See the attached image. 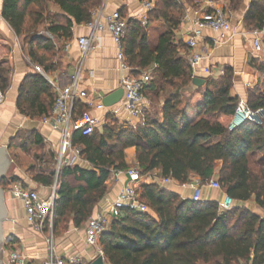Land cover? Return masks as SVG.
I'll use <instances>...</instances> for the list:
<instances>
[{"label":"trees","instance_id":"trees-1","mask_svg":"<svg viewBox=\"0 0 264 264\" xmlns=\"http://www.w3.org/2000/svg\"><path fill=\"white\" fill-rule=\"evenodd\" d=\"M238 2L232 0V4ZM51 3L58 4L79 24L91 21V11L101 0H4L2 15L17 36L22 37L40 23L43 16L39 12ZM183 14L179 0H158L148 13L147 26L133 19L128 22L122 39L126 62L135 73L153 68V80L143 95L150 92L158 96L169 91L162 118L146 114L145 122L136 127L112 122L101 131L96 129L90 137L75 135L74 144L81 145L82 156L91 167L73 166L61 173L54 206V234H60L70 221L75 227H82L92 217L96 205L106 195V183L112 172L127 169L125 151L134 147L142 176L159 171L161 178H171L181 185L189 183L192 176L199 177L202 185L216 178L235 205L223 212L218 202H193L159 183L144 184L139 193L151 213L120 211L100 239L106 264H238L240 261L264 264V219L237 206L254 200L264 209V124L246 122L229 130L240 101L231 94L234 84L231 68H226L219 78L207 79L203 100L197 106L198 120L188 118L180 89L192 81V70L188 61L179 56L173 35ZM245 21L256 29L264 28V0H252ZM155 22L165 23L167 32L152 49L148 28ZM71 26L68 22L54 25L51 30L53 34L69 37ZM1 60L0 91L5 94L11 70L6 67V59ZM258 70L264 73L263 66ZM48 89L41 76L28 78L20 88V110L30 112L21 102H27L33 92L39 96L41 90ZM55 99L49 108H43L44 115ZM246 102L253 110H264V90L259 85L249 89ZM81 106L78 105L79 110H88ZM216 138L219 140L214 141ZM21 149L27 152V146ZM218 162H222V168L215 177ZM54 179L55 171L50 168H40L34 176L35 181L45 186L52 185ZM17 181V177H5L0 187L6 190ZM13 241L7 242L12 245Z\"/></svg>","mask_w":264,"mask_h":264},{"label":"crops","instance_id":"crops-1","mask_svg":"<svg viewBox=\"0 0 264 264\" xmlns=\"http://www.w3.org/2000/svg\"><path fill=\"white\" fill-rule=\"evenodd\" d=\"M3 2L4 0H0V64L1 59H6V67L10 68L11 74L9 89L5 94L0 91V147H8L9 153L12 150H18L20 153L27 154L21 149L27 146L28 154L36 153L33 160H36L38 164L45 166L47 165L46 160L56 164V161L59 160L61 134L43 126L41 122L46 113H44L43 108H49L52 99L56 97L55 87H66L77 80L78 89L86 91L88 100H92L94 103L103 102L107 95L121 88V78L124 72L120 67L119 50L113 36L107 28L99 31L91 25L99 21L105 22L108 15L119 12L127 24L133 19L141 21L143 26H147L149 12L146 11L144 4L151 2L155 7L158 0H101V3L91 11V21L79 24L65 13L58 4L51 3L46 10L39 12L43 16L39 21L40 23L35 25V28L28 34L26 33L28 36L25 34L22 37H18L3 18ZM179 2L183 4L184 14L180 25L173 31V35L174 42L179 47V56L188 61L192 70V81L180 89L183 99L182 106L188 118L192 121L198 120L197 106L203 100L205 88L193 83L196 78L206 81L208 78H219L224 74L226 68H231L234 71V84L231 91L233 97H239L240 100L246 101L249 89L259 85L264 90V73L258 70V67H264V49L259 54L254 53L252 32L256 28L249 26L245 21V15L252 0H239L238 3L234 4H232V0H179ZM216 8H222L229 14L231 30L222 39L221 33L205 29L200 40V47L206 58L199 67L193 68L189 63L191 51L186 46L185 41L196 28L198 19ZM35 9L36 7H33V10ZM145 18L147 19L146 24L143 23ZM68 22H71L72 25L69 37L63 36L61 33L57 35L52 33L51 28L54 25H66ZM148 32L150 47L154 49L160 37L167 32L166 24L163 22L152 23ZM81 38L89 40L86 53L80 49L79 40ZM206 68L210 69V73H206ZM146 71L152 72L153 68L150 67L138 73H135L134 69L131 68L129 74L135 76ZM35 75L44 78L50 90L48 89L47 92L41 90L39 96L33 92L27 102L23 100L25 104L21 102L24 108L30 111H27L31 114L29 115L20 110L19 102L22 98L20 97V88L28 78ZM168 95L169 91L162 92L158 96L147 92L144 96L146 102L145 115L148 114L155 119H161L163 106ZM82 103H78V105L88 108L85 101ZM122 104L123 99L117 105L106 108L105 111L95 108L91 110L93 115L102 120V125L98 128L100 131L105 124H112V122L119 126L136 127V122L130 121ZM41 111H43L42 114H40ZM78 111L82 112L79 107ZM218 140L219 138H216L214 141ZM10 145L11 147L13 145L14 148L12 149ZM74 146L82 150L81 145L74 144ZM125 154L127 169L138 165L134 147L128 148ZM83 162L84 164L81 165ZM73 166H80L85 169L91 167L85 159L84 161L80 159L78 163L70 167ZM221 168L222 162H218L215 168V177ZM114 172L106 183V195L96 205L92 217L101 212L108 213L112 221L118 217L111 212V204L128 179L125 174L115 178ZM28 174H31L28 168L17 167L15 177L18 178V181L14 183H22L26 187L37 190L43 198L51 194L55 186V179L52 185L45 186L35 181L34 176L31 180ZM160 179L159 171L144 176L138 184V190L144 184L159 183ZM196 183H201L199 177L192 176L189 185L186 187L174 180L165 187L186 200L191 198L192 187ZM11 186L12 184L5 190L8 193L7 217L11 219L6 221L7 240L14 239L12 245L8 244V250L10 252V250L16 249L25 254L28 264H43L50 249L45 233H37L29 228L25 220V210L21 202L14 198ZM226 196L223 190H212L206 185L203 187L202 199L204 202L220 203ZM237 206L247 208L264 219V209L258 207L254 200L237 203ZM152 215L157 219L154 213ZM88 221L82 227H75L70 221L57 236L53 231L54 248L59 257L80 255L83 264H91L99 257L96 249L86 242ZM238 264L245 263L240 261Z\"/></svg>","mask_w":264,"mask_h":264},{"label":"built area","instance_id":"built-area-1","mask_svg":"<svg viewBox=\"0 0 264 264\" xmlns=\"http://www.w3.org/2000/svg\"><path fill=\"white\" fill-rule=\"evenodd\" d=\"M147 12L153 10L154 6L151 2L144 4ZM229 14L222 8H216L210 12L203 14L197 21L196 28L192 34L185 41L186 46L191 51L189 56V63L193 68L205 60L204 51L200 47V40L205 29H210L221 33L223 39L231 30V23ZM144 24L147 19H144ZM97 30L103 31L107 28L118 47V59L120 67L124 72L121 78V88L124 90L123 109L127 112L130 121L136 122L135 126L142 125L146 120V102L143 95V90L152 82V72L146 71L139 75H130L131 68L128 66L122 47V39L126 34L127 23L119 12H114L108 15L105 22L99 21L91 25ZM253 50L255 54H259L264 49V28L255 29L253 32ZM89 40L81 38L79 40L80 49L86 53L88 49ZM206 73H210V69L206 68ZM78 82L74 80L66 87H55L56 99L50 111L43 116L41 122L43 126L49 127L51 130L61 134L59 145V162L61 166L70 167L79 162L82 157V150L74 146V137L77 134L83 137H90L95 130L100 128L102 120L93 115L91 110L93 108L105 111L106 106L103 102L94 103L88 100L86 91L78 89ZM85 101L88 110L79 112L78 103ZM83 104V103H82ZM246 122H252L258 126L264 124V110L251 109L245 100H240L236 109L235 117L229 124V130L233 131L242 126ZM125 174L127 176V183L121 188L116 199L111 204V212L116 216L121 210L127 209L136 213L150 214L151 210L145 204L138 190V184L144 176L140 174L138 165L135 168L127 170H119L114 172V177L119 178ZM171 178H161L159 184L166 186L171 184ZM189 183L182 185L188 186ZM212 190H222L221 185L217 179H211L206 184ZM203 187L201 183L193 184V194L190 198L193 202L203 203L202 192ZM58 184H55L49 196L43 198L37 190L24 186L22 183H13L11 192L17 200H19L25 210V220L29 228L34 232L44 233L50 231L51 237L47 241L49 244V255L43 264H83L80 255L71 257H59L55 251L54 236H53V222H54V206L58 199ZM234 201L226 196L222 202L219 203L220 209L225 212L234 207ZM112 220L106 212H101L93 216L88 221V228L86 233V242L89 246L96 249L98 256H103V251L100 246L101 236L109 230ZM7 264H28L27 256L18 250L12 249L8 255Z\"/></svg>","mask_w":264,"mask_h":264},{"label":"rangeland","instance_id":"rangeland-1","mask_svg":"<svg viewBox=\"0 0 264 264\" xmlns=\"http://www.w3.org/2000/svg\"><path fill=\"white\" fill-rule=\"evenodd\" d=\"M19 146V144H18ZM27 154L25 153H20L18 150H12V152H10V158L13 162H11L10 164V167L7 171V174H6V178L9 179V178H12V177H15V170L17 167H26L28 168L30 171H31V174H28V177L32 180L33 179V176L36 175V173H38V171L40 170V168H43V169H54L55 170V184L59 182L60 178H61V173L63 172V169H64V166H61L60 165V162L59 160L56 161V164L53 162V161H50V160H46L47 162V165L43 166V165H40L36 162V160H33L34 157L36 156V153H31V154H28V152H26ZM81 159L84 161V158L81 157ZM255 160V158L253 159ZM83 163H81V165H83ZM35 165V166H34ZM132 168H135L132 167ZM3 190H4V187H3ZM5 192V190H4ZM8 200V193H4V201H5V205H7V201ZM8 216V215H7ZM11 220L9 217H7V220L8 221ZM5 221L4 225H3V231H4V235L7 237V234H6V228H7V222ZM45 233V238L46 240H50L49 238L51 237V233L49 230H47ZM8 240L6 239L5 241V245H4V248H3V259L1 260L3 262V264H6L7 261H8V255H9V250H8ZM49 246V244H47ZM16 250V249H15Z\"/></svg>","mask_w":264,"mask_h":264},{"label":"water","instance_id":"water-1","mask_svg":"<svg viewBox=\"0 0 264 264\" xmlns=\"http://www.w3.org/2000/svg\"><path fill=\"white\" fill-rule=\"evenodd\" d=\"M193 83L198 86H205L206 80L203 79H194ZM124 96L123 88L116 90L115 92L107 95L103 104L107 108H111L121 102ZM12 160L9 155L8 147H0V182L6 177L7 171L10 167ZM4 190L0 187V264H3L1 261L3 259V248L7 237L4 235L3 225L7 220V209L4 201ZM91 264H106L103 256H99Z\"/></svg>","mask_w":264,"mask_h":264}]
</instances>
